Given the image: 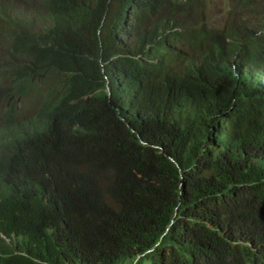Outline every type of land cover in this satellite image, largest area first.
<instances>
[{
	"label": "trees",
	"instance_id": "1",
	"mask_svg": "<svg viewBox=\"0 0 264 264\" xmlns=\"http://www.w3.org/2000/svg\"><path fill=\"white\" fill-rule=\"evenodd\" d=\"M209 2L0 0V264H264V0Z\"/></svg>",
	"mask_w": 264,
	"mask_h": 264
},
{
	"label": "rangeland",
	"instance_id": "2",
	"mask_svg": "<svg viewBox=\"0 0 264 264\" xmlns=\"http://www.w3.org/2000/svg\"><path fill=\"white\" fill-rule=\"evenodd\" d=\"M226 2V0H210V10L212 13V19L221 20L223 17V4L222 2ZM17 109H19V104L17 105Z\"/></svg>",
	"mask_w": 264,
	"mask_h": 264
}]
</instances>
